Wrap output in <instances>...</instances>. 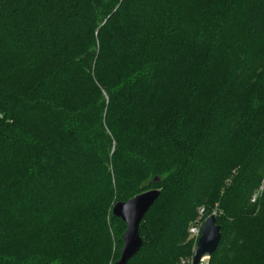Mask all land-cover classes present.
<instances>
[{
	"label": "trees",
	"instance_id": "16d2710c",
	"mask_svg": "<svg viewBox=\"0 0 264 264\" xmlns=\"http://www.w3.org/2000/svg\"><path fill=\"white\" fill-rule=\"evenodd\" d=\"M152 188L126 264H188L198 207L201 264H264V0H0V264H113Z\"/></svg>",
	"mask_w": 264,
	"mask_h": 264
},
{
	"label": "water",
	"instance_id": "95a60500",
	"mask_svg": "<svg viewBox=\"0 0 264 264\" xmlns=\"http://www.w3.org/2000/svg\"><path fill=\"white\" fill-rule=\"evenodd\" d=\"M159 194L160 189H148L113 205L112 214L126 224L122 234L123 244L120 257L113 264H126L141 247L139 224ZM220 237L221 226L216 223V216L212 213L202 225L200 236L193 250L192 264H201L204 259L209 258L216 250Z\"/></svg>",
	"mask_w": 264,
	"mask_h": 264
},
{
	"label": "rangeland",
	"instance_id": "374dc122",
	"mask_svg": "<svg viewBox=\"0 0 264 264\" xmlns=\"http://www.w3.org/2000/svg\"><path fill=\"white\" fill-rule=\"evenodd\" d=\"M201 96H203V94H201ZM239 126H240V124L237 125L236 127H234V129H235V128H238ZM218 144H219V143L217 142V143L214 144V146H218ZM218 160H220V159H218ZM156 179L159 180V178L156 176V177L154 178V180H152L153 183H156V182H154ZM152 189H153V188H152ZM156 189H160V191H161V188H156ZM147 190H148V189H147ZM144 191H145V190H144ZM252 200H254V197L252 198ZM114 204H115V203H114ZM111 208H112V207H111ZM203 209H204L203 207H198L196 217H195L193 220L190 221V223L188 224V228L185 230V233L187 234V235H186V238L183 237L181 241H183V243H182V247H185V248H184V249H185V252H187L188 254L186 255L185 258H181V257H180V258H181V263L188 262V264H192L193 250H194V247H195V245H196V243H197V240H198V238H199V236H200L201 228H202V225H203L205 219H206L210 214H212V213H214L215 216H218V213H216L215 210H212L209 214H206V212H205ZM179 217H180V216H179ZM178 220H179V219H178ZM178 220H177V221H178ZM222 222H223V221H221V223H222ZM194 228L199 230V233H198V234L192 231V229H194ZM124 231H125V228L120 232L121 241H122V234H123ZM183 239H184V240H183ZM189 240L191 241V243H189V247H187V244H186V243H188ZM122 244H123V241H122L121 246H120L119 257H120V251H121V248H122ZM141 245H142V244H141ZM177 249H178V251H180V247H177ZM119 257H118L116 260L112 261V263H114L115 261H117V260L119 259ZM202 263H203V262H202Z\"/></svg>",
	"mask_w": 264,
	"mask_h": 264
},
{
	"label": "built area",
	"instance_id": "2783aa9c",
	"mask_svg": "<svg viewBox=\"0 0 264 264\" xmlns=\"http://www.w3.org/2000/svg\"><path fill=\"white\" fill-rule=\"evenodd\" d=\"M192 231L195 232V233H197V234L199 233V230L198 229H195V228L192 229Z\"/></svg>",
	"mask_w": 264,
	"mask_h": 264
}]
</instances>
